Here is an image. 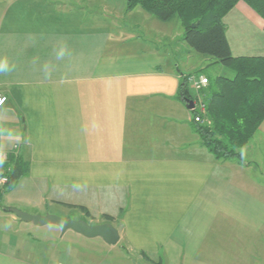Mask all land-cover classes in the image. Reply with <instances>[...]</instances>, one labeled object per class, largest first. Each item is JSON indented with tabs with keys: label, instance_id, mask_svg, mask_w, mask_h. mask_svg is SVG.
Here are the masks:
<instances>
[{
	"label": "crops",
	"instance_id": "obj_1",
	"mask_svg": "<svg viewBox=\"0 0 264 264\" xmlns=\"http://www.w3.org/2000/svg\"><path fill=\"white\" fill-rule=\"evenodd\" d=\"M122 6L136 12L131 29ZM139 10L126 0H0V151L11 152L8 167L27 165L0 196V264H264V169L253 157L264 122L240 158L215 159L181 95L210 60L191 65L187 43L183 52V40L162 39ZM252 20L249 49L227 32L236 57H264V21ZM12 210L111 223L120 241L105 247Z\"/></svg>",
	"mask_w": 264,
	"mask_h": 264
},
{
	"label": "trees",
	"instance_id": "obj_2",
	"mask_svg": "<svg viewBox=\"0 0 264 264\" xmlns=\"http://www.w3.org/2000/svg\"><path fill=\"white\" fill-rule=\"evenodd\" d=\"M126 1L128 12L139 8L162 23L176 21L185 31L187 45L209 59V66L221 65L232 72V77L207 76L209 84L201 91L207 114L204 123H197L195 117L200 113L194 111L193 128L215 159L240 158V152L250 144L264 122V57L234 56L224 19L243 2L264 20V0ZM192 25L197 27L192 28ZM181 95L184 100L193 102L196 99V93L191 92L186 79ZM10 167L8 183L0 189V196L11 191L27 173V165L20 160ZM68 207L90 216L83 207ZM103 220L113 222L109 216Z\"/></svg>",
	"mask_w": 264,
	"mask_h": 264
},
{
	"label": "rangeland",
	"instance_id": "obj_3",
	"mask_svg": "<svg viewBox=\"0 0 264 264\" xmlns=\"http://www.w3.org/2000/svg\"><path fill=\"white\" fill-rule=\"evenodd\" d=\"M111 2H115V4H119L120 3V0H119V3L116 1V0H111ZM125 6V4H124ZM124 6H122L120 9H121V12L119 13L120 16H118V19L120 23H123L124 25H126L128 27V29H131L132 28V24H134V21H135V13L136 12H133L131 14V16H125V14L123 13L124 11ZM139 9V8H138ZM141 11V13H144L145 12L143 10H139ZM232 11H234L232 13ZM228 17L225 18L226 21H228V26H229V34L230 32H232V29L233 30H236V32L238 31V36L235 37V43L241 46H245L247 49H249V47L251 45H253V43H255V38H250V37H247L244 33H243V29H249V27L247 26H253V27H257V25H255V22L252 20L253 18L254 19H262L260 18L251 8H249V6H247L245 3L243 2H240L235 8L234 10H232ZM242 14L241 17L238 16V14ZM149 17L148 19H150L151 22L149 23H157L158 25H161L165 30H164V35L162 39H165V40H168V39H172L173 42L175 41H182V47H181V50L183 52H185V50L187 49L186 48V44L184 43L185 40H184V29L182 28V26L180 24H177L176 21H173L171 23H162L158 20H156L154 17L152 16H147ZM138 20H142L141 18H138ZM263 20V19H262ZM264 21V20H263ZM148 22L146 23L149 27V29L151 30L152 27L150 26ZM124 25H122L123 29H124ZM118 28V27H116ZM126 29V30H128ZM145 29V28H144ZM144 29L140 28L141 31H143ZM147 31H149L148 29H146ZM178 30L180 31L178 33ZM123 31V30H122ZM146 31V32H147ZM242 31V32H240ZM126 32V31H124ZM144 32V31H143ZM117 33H119L117 31ZM234 34V31L233 33L230 34V36L232 37ZM130 40V39H129ZM128 40V41H129ZM167 43V42H166ZM188 49H189V55H188V60L190 62L191 65L193 66H197L198 63L200 62V57H203L202 55H200L199 53H197L194 49H191L189 46H188ZM185 54L183 53V58H187V56H185ZM211 62V61H210ZM208 62L207 64L211 65V63ZM184 68V67H183ZM185 71H188L187 69ZM199 75L200 74H204L206 76H209V77H232L233 74L232 72H230L228 69H226L225 67L221 66V65H216V66H207L205 69L202 70V72L198 73ZM189 89L191 90V92H194L193 91V88L190 86ZM200 97L202 98V100L204 99L202 97V95H200ZM241 153V152H240ZM250 151L249 150H246L244 151V158H242V161H250ZM254 158L255 159H258V163L260 165H258L257 163L256 164H252V167H255V165H258V167L260 169H264V152L261 151V152H257V150H254ZM62 218V217H61ZM66 219V218H64ZM35 229H40V228H35ZM69 239V234L68 236H66L63 241L61 243L58 244V246L61 248V250L65 249V244L67 243ZM105 247H110L109 245H106ZM111 258V255L108 256V258ZM103 258L106 259V254H103Z\"/></svg>",
	"mask_w": 264,
	"mask_h": 264
},
{
	"label": "water",
	"instance_id": "obj_4",
	"mask_svg": "<svg viewBox=\"0 0 264 264\" xmlns=\"http://www.w3.org/2000/svg\"><path fill=\"white\" fill-rule=\"evenodd\" d=\"M196 27L197 25H192V28ZM186 103L188 104V108H193V102L191 100H186ZM12 212L23 222L32 223L38 227L48 225L57 226L61 229L62 234H65L67 231H73L87 239L100 238L109 246H115L120 241L119 231L111 223L92 226L84 220L75 221L51 214L42 216L30 215L19 210H12Z\"/></svg>",
	"mask_w": 264,
	"mask_h": 264
},
{
	"label": "built area",
	"instance_id": "obj_5",
	"mask_svg": "<svg viewBox=\"0 0 264 264\" xmlns=\"http://www.w3.org/2000/svg\"><path fill=\"white\" fill-rule=\"evenodd\" d=\"M187 85L193 88L196 93V99L193 101V111L200 113L195 117V122L204 123V117L207 114V107L200 97L201 91L205 89L209 82L205 76L190 75L186 78ZM8 102V98L4 95H0V109H2ZM14 151L18 150V146H15ZM13 153V152H12ZM11 152L0 151V189H2L8 183V173L10 168L7 166L10 161Z\"/></svg>",
	"mask_w": 264,
	"mask_h": 264
}]
</instances>
